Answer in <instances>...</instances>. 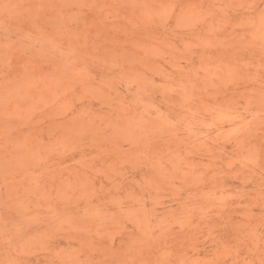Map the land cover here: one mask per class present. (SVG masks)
<instances>
[{"label": "rangeland", "instance_id": "rangeland-1", "mask_svg": "<svg viewBox=\"0 0 264 264\" xmlns=\"http://www.w3.org/2000/svg\"><path fill=\"white\" fill-rule=\"evenodd\" d=\"M0 264H264V0H0Z\"/></svg>", "mask_w": 264, "mask_h": 264}]
</instances>
